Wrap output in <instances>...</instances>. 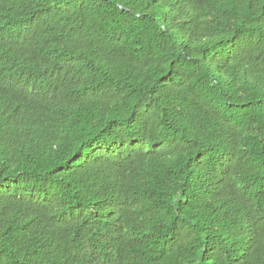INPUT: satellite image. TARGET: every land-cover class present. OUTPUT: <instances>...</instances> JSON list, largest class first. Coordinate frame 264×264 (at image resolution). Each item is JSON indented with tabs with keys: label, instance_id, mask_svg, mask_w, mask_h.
<instances>
[{
	"label": "trees",
	"instance_id": "1",
	"mask_svg": "<svg viewBox=\"0 0 264 264\" xmlns=\"http://www.w3.org/2000/svg\"><path fill=\"white\" fill-rule=\"evenodd\" d=\"M264 264V0H0V264Z\"/></svg>",
	"mask_w": 264,
	"mask_h": 264
},
{
	"label": "rangeland",
	"instance_id": "2",
	"mask_svg": "<svg viewBox=\"0 0 264 264\" xmlns=\"http://www.w3.org/2000/svg\"><path fill=\"white\" fill-rule=\"evenodd\" d=\"M195 264H201V263L199 262V263H195Z\"/></svg>",
	"mask_w": 264,
	"mask_h": 264
}]
</instances>
